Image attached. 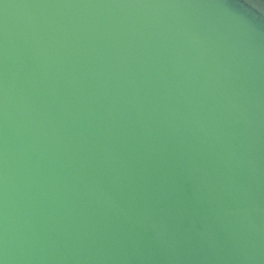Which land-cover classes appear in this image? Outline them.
<instances>
[{
  "label": "water",
  "instance_id": "1",
  "mask_svg": "<svg viewBox=\"0 0 264 264\" xmlns=\"http://www.w3.org/2000/svg\"><path fill=\"white\" fill-rule=\"evenodd\" d=\"M0 264H264V0H0Z\"/></svg>",
  "mask_w": 264,
  "mask_h": 264
}]
</instances>
